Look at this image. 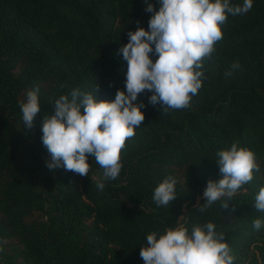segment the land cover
<instances>
[{"label": "trees", "instance_id": "16d2710c", "mask_svg": "<svg viewBox=\"0 0 264 264\" xmlns=\"http://www.w3.org/2000/svg\"><path fill=\"white\" fill-rule=\"evenodd\" d=\"M145 9V0H0V264H143L147 234L207 222L223 234L234 264H264V224L253 227L264 221L255 208L264 187V0L228 15L189 107L164 111L149 103L151 92L138 95L143 124L103 191L96 187L103 170L91 156L89 177L46 165L41 115L73 89L95 95L98 86L97 99L106 100L124 90L118 49L137 22L148 30ZM34 88L41 115L28 129L19 103ZM236 141L260 170L226 208L221 198L199 211L206 182L221 178L216 153ZM169 176L177 197L158 206L154 189Z\"/></svg>", "mask_w": 264, "mask_h": 264}, {"label": "clouds", "instance_id": "9594fccd", "mask_svg": "<svg viewBox=\"0 0 264 264\" xmlns=\"http://www.w3.org/2000/svg\"><path fill=\"white\" fill-rule=\"evenodd\" d=\"M145 3V11L152 13L148 30L137 22L135 31L127 33V43L120 45L126 78L124 90L117 88L113 100L97 99L98 86L95 95L73 89L54 101L51 115H41L39 89L34 88L19 103L26 128L32 129L36 117L42 116L41 142L50 155L48 169L62 168L89 177L87 157L91 156L103 170L102 179L96 180L100 191L105 188L104 180L119 176L126 140L143 124L144 105L135 103L138 95L151 92L149 103L159 104L164 111L189 107L202 86L204 59L212 56L216 43L223 39L221 25L228 15H242L253 6V0H243L242 5L230 0H157L158 9L148 0ZM239 67L238 62L233 63L231 70ZM216 156L221 178L206 182L201 212L221 198H227L222 203L226 208L241 186L252 180L253 170H260L254 153L240 147L238 141ZM176 183L169 176L155 187L153 200L158 206H169L176 199ZM255 208L264 212V187L255 197ZM262 224L259 218L253 221L256 230ZM139 254L143 264H234L229 245L212 222L193 224L191 232L184 224L163 233L153 231L147 234Z\"/></svg>", "mask_w": 264, "mask_h": 264}]
</instances>
